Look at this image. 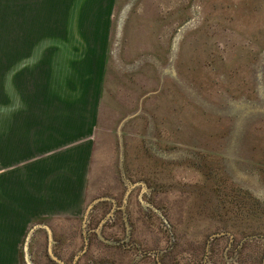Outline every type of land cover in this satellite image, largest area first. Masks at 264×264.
Listing matches in <instances>:
<instances>
[{"label": "rangeland", "instance_id": "374dc122", "mask_svg": "<svg viewBox=\"0 0 264 264\" xmlns=\"http://www.w3.org/2000/svg\"><path fill=\"white\" fill-rule=\"evenodd\" d=\"M68 103L95 122L60 149L107 190L66 264H264V0H0V120ZM7 218L0 264H27L46 218Z\"/></svg>", "mask_w": 264, "mask_h": 264}, {"label": "crops", "instance_id": "0c3cea01", "mask_svg": "<svg viewBox=\"0 0 264 264\" xmlns=\"http://www.w3.org/2000/svg\"><path fill=\"white\" fill-rule=\"evenodd\" d=\"M77 103L61 104L60 110L50 111L52 115L46 112L45 117L40 115L39 108L33 106L31 108L34 111L26 120L23 116L19 117L18 111L17 115H7L0 120L3 138L0 151L5 155L0 165V219L4 214L10 217L6 223H18L32 217L46 218L42 221L53 232V249L56 253L59 238H67L64 233L66 225L77 223L87 202L97 199L99 194L107 190L104 184L96 187L95 181L90 188L89 175L90 178L93 176L92 180H95L96 175L89 174L86 158L76 159L74 154L66 152L68 149H60L72 144L74 139H80L82 133L91 131L95 122L94 117H90L92 111H88L93 110V104ZM54 105L47 109L50 110ZM82 117L86 119L84 124H80ZM44 121L49 124L47 128L43 126ZM34 123L39 126H33ZM23 133L30 134L28 141L23 138ZM92 139H85L78 144L87 143L88 146ZM57 149L62 151L59 155H56ZM24 161L25 164L21 165Z\"/></svg>", "mask_w": 264, "mask_h": 264}, {"label": "water", "instance_id": "95a60500", "mask_svg": "<svg viewBox=\"0 0 264 264\" xmlns=\"http://www.w3.org/2000/svg\"><path fill=\"white\" fill-rule=\"evenodd\" d=\"M39 228H44L47 232H48V236H49V247H48V252L50 257L57 262L58 264H66L63 260H61L54 252L53 246H54V240H53V232L51 230V228L49 226H35L30 234L27 237V241L25 244V248H24V252H25V260L27 264H32L30 261V255H29V243L31 240V237L33 235V233L35 232V230L39 229ZM219 235H214L213 237H218ZM87 252V247H85V249L76 256L75 258V264H77V262L79 261V259Z\"/></svg>", "mask_w": 264, "mask_h": 264}, {"label": "flooded vegetation", "instance_id": "af4514ba", "mask_svg": "<svg viewBox=\"0 0 264 264\" xmlns=\"http://www.w3.org/2000/svg\"><path fill=\"white\" fill-rule=\"evenodd\" d=\"M48 241H49V236H48ZM49 247V245H48ZM55 252V251H54ZM49 253V252H48ZM55 254L60 258V255L58 253L55 252ZM50 256V255H49ZM52 259V258H51ZM61 259V258H60ZM53 260V259H52ZM62 260V259H61ZM54 261V260H53Z\"/></svg>", "mask_w": 264, "mask_h": 264}]
</instances>
